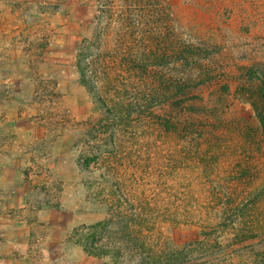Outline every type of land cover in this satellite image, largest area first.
I'll use <instances>...</instances> for the list:
<instances>
[{
    "label": "rangeland",
    "instance_id": "1",
    "mask_svg": "<svg viewBox=\"0 0 264 264\" xmlns=\"http://www.w3.org/2000/svg\"><path fill=\"white\" fill-rule=\"evenodd\" d=\"M100 1L0 0V264H125L123 257H116L117 251L124 252L122 236L111 237L108 250L101 245L106 252L102 256L89 252L97 240L88 242L92 230L85 227L108 221L110 206L118 204L117 200L110 204L100 189L96 191L101 169L108 170L101 165L88 171L80 166L87 156L75 146L89 128L86 125L103 118L93 94L79 84L76 68L83 42H98L108 52L115 46V33L100 30L107 20L100 16ZM159 1L180 39L222 49L217 58L220 71L214 67L213 76L224 74L221 79L223 84L230 82L229 92L221 85L198 91L202 95L197 104L204 100L215 105L218 99L220 108L226 107L216 122L219 134L207 160L221 153L208 162L207 171L201 166L206 181L208 173L231 170L227 161L231 155L223 146L232 136L239 140L231 142V151L248 135L251 141H264L250 132L258 126L250 97L238 96L245 68L264 69V0ZM208 148L204 144L200 151ZM253 157L251 172L256 170L255 182L263 194L264 154L255 148ZM158 164L153 162L151 169L157 170ZM201 170L192 167L185 178L192 180L200 200H207L210 186L198 177ZM141 178L139 185L145 181ZM220 204L216 201L218 208L202 212L208 225L221 219ZM257 211L264 213V196L253 203L250 229L255 240L240 250L253 249L256 263L264 264V239L258 233L264 219ZM161 235L176 247L203 238L202 229L189 223L169 226Z\"/></svg>",
    "mask_w": 264,
    "mask_h": 264
},
{
    "label": "trees",
    "instance_id": "2",
    "mask_svg": "<svg viewBox=\"0 0 264 264\" xmlns=\"http://www.w3.org/2000/svg\"><path fill=\"white\" fill-rule=\"evenodd\" d=\"M100 4V16L107 19L100 30L115 33V46L108 52L98 42H83L76 68L79 84L93 94L103 118L87 124L75 146L91 157L80 166L87 171L100 165L108 170L101 169L96 191L100 189L110 204L117 200L118 206H110L108 221L85 227L92 230L88 242L97 240L89 252L102 256L109 239L118 235L123 237L124 252L117 251L116 257H123L125 264H257L253 249L240 248L255 240L250 219L253 203L264 192L250 164L255 148L264 154V141H251L248 135L231 151V142L239 140L232 136L223 146L231 155L227 160L231 170L208 173L207 200H200L192 180L185 178L189 169L198 166L202 169L198 177L207 185L203 168L207 171L208 162L221 153L207 160L211 142L219 134L216 122L220 123L226 107L220 108L218 99L215 105L197 101L202 95L198 91L208 86L221 85L229 92L230 82L223 84L221 79L224 74L213 76L214 67L220 71L217 58L222 49L180 39L159 0H101ZM245 70L238 96L250 97L258 121L250 132L264 139V69ZM222 95L217 97L224 99ZM204 144L209 147L206 152L200 151ZM151 162L159 163L157 170L151 169ZM142 176L145 181L139 185ZM226 185L231 187L225 189ZM216 201H221V219L208 225L202 212L218 208ZM256 213L264 219V213ZM188 223L202 229L201 242L176 247L161 235L169 226ZM258 233L264 239V220Z\"/></svg>",
    "mask_w": 264,
    "mask_h": 264
}]
</instances>
